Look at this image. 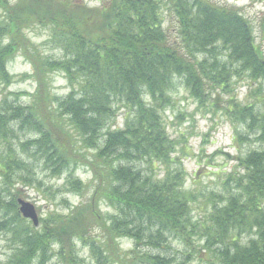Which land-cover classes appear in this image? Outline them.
Masks as SVG:
<instances>
[{"label":"trees","instance_id":"obj_1","mask_svg":"<svg viewBox=\"0 0 264 264\" xmlns=\"http://www.w3.org/2000/svg\"><path fill=\"white\" fill-rule=\"evenodd\" d=\"M34 25L49 29L59 55L44 54L25 36ZM17 53L30 63L36 86L27 102L18 92L0 100V232L13 245L7 264H84L77 243L95 264H264V146L234 157L223 191L210 192L197 220L192 204L200 194L185 187L178 142L164 122L178 85L206 106L215 92L231 94L236 80L247 79L258 84L250 95L260 97L243 104L230 96L225 112L264 145V57L238 9L211 0H108L97 7L0 0L3 86L13 81L6 66ZM55 73L69 88L61 97L50 89ZM16 131L30 134L19 143L26 157L10 143ZM33 159L51 176L67 173L66 189L82 198L88 188L74 172L90 169L89 201L30 224L12 183L22 177L31 184ZM99 200L111 211L101 214ZM122 239L132 242L129 250L120 248ZM172 240L185 248L180 262L168 252Z\"/></svg>","mask_w":264,"mask_h":264},{"label":"rangeland","instance_id":"obj_2","mask_svg":"<svg viewBox=\"0 0 264 264\" xmlns=\"http://www.w3.org/2000/svg\"><path fill=\"white\" fill-rule=\"evenodd\" d=\"M71 1L97 7L108 0ZM211 1L227 8L238 9L251 22L255 44L259 47L264 57V34H262L260 29L264 25V0ZM164 16V28L168 29V34L174 38L176 36L175 24L167 13H164ZM23 33L44 54L59 55L58 49L48 39L50 32L47 27L34 25L24 29ZM3 41L4 44L7 42L6 39H3ZM6 68L14 78L8 86L0 84V100L3 94L8 92H18V98L22 102L29 100V95L34 93L36 86L34 78H32L30 63L20 53H17L7 63ZM249 84L247 79L236 80L231 94L217 91L218 93L212 94L209 101L212 102L214 100V103H208L206 106H199L198 102L188 95V91L178 85V89L173 94L174 104L164 112L167 132L171 138L178 142L176 154L181 158L182 164L186 169L185 187L193 189L200 194L199 197L197 196L196 202L192 204L193 215L197 220H202L205 217V202L210 192L220 193L223 191L222 181L227 178V173L235 169L236 166L237 161L234 157L264 146L255 139L253 131H246L240 123L232 122L229 119V115L225 112V102L230 96H233L236 101L243 104L254 102L260 97L258 93L250 95V90L258 87V84L254 83L251 86ZM50 89L54 95L60 97L68 93L69 88L66 79L61 73L52 74ZM122 117V114L117 116L118 126L122 124ZM236 133H242L244 137L237 138ZM15 134L17 138L10 139V143L17 146L19 156L26 157L27 154L19 149V143L25 141L24 139L30 138V134L20 131H16ZM18 140L20 141L18 142ZM0 147H3L1 141ZM66 176L67 173L51 176L49 169L42 165L41 160H35L30 167L29 178L32 179L31 184L23 182L22 177H20L12 183L13 192H18L17 199H23L34 205L39 223L40 219L49 213L66 214L73 207L86 203L87 200L89 201L91 196L89 187L93 183L90 169L79 165L74 172V176L82 181L86 189L88 188L85 193L87 195L83 198L66 189ZM1 187L5 188V185L0 177ZM95 205L101 214L111 211L105 206L103 200L97 201ZM27 220L30 224L32 223L29 219ZM94 232L97 233L98 230L94 229ZM169 243L168 252L175 254L178 262H180L179 252L185 249L184 246L178 240H172ZM197 243L199 244V241ZM120 245L122 250L127 251L131 248L132 242L122 239ZM76 248L79 250V255L84 258V264H95L88 249L80 243L76 244ZM12 249L11 239L8 235H4V232H0V264H7V259ZM53 260L50 259L49 264ZM191 264L203 263L194 259Z\"/></svg>","mask_w":264,"mask_h":264},{"label":"water","instance_id":"obj_3","mask_svg":"<svg viewBox=\"0 0 264 264\" xmlns=\"http://www.w3.org/2000/svg\"><path fill=\"white\" fill-rule=\"evenodd\" d=\"M17 204H18V210L20 214L24 218L29 219L32 222L33 226H37L38 216H37L34 205L20 198L17 199Z\"/></svg>","mask_w":264,"mask_h":264}]
</instances>
